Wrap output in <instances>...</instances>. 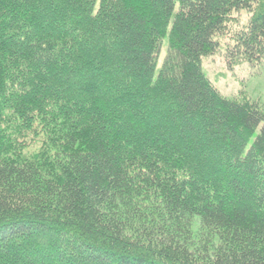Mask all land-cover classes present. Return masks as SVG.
<instances>
[{
  "label": "trees",
  "instance_id": "1",
  "mask_svg": "<svg viewBox=\"0 0 264 264\" xmlns=\"http://www.w3.org/2000/svg\"><path fill=\"white\" fill-rule=\"evenodd\" d=\"M221 47L260 63L264 0H0V264H264V108Z\"/></svg>",
  "mask_w": 264,
  "mask_h": 264
},
{
  "label": "rangeland",
  "instance_id": "2",
  "mask_svg": "<svg viewBox=\"0 0 264 264\" xmlns=\"http://www.w3.org/2000/svg\"><path fill=\"white\" fill-rule=\"evenodd\" d=\"M246 17L247 14L243 13L241 20ZM162 55L163 50L160 56ZM201 66L205 75L223 95L256 100L264 108V58L255 65L240 58L229 64L221 47L215 53L203 56ZM19 139H22L23 153L30 154L43 147L45 137L39 131L38 134L27 133Z\"/></svg>",
  "mask_w": 264,
  "mask_h": 264
}]
</instances>
